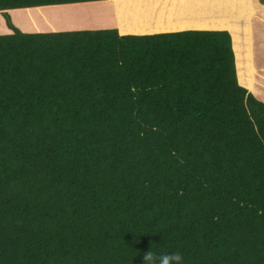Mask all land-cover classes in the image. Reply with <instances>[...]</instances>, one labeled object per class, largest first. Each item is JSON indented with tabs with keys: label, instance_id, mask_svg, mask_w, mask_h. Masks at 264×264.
<instances>
[{
	"label": "trees",
	"instance_id": "1",
	"mask_svg": "<svg viewBox=\"0 0 264 264\" xmlns=\"http://www.w3.org/2000/svg\"><path fill=\"white\" fill-rule=\"evenodd\" d=\"M4 15L0 264H264V101L228 30L23 32Z\"/></svg>",
	"mask_w": 264,
	"mask_h": 264
},
{
	"label": "rangeland",
	"instance_id": "2",
	"mask_svg": "<svg viewBox=\"0 0 264 264\" xmlns=\"http://www.w3.org/2000/svg\"><path fill=\"white\" fill-rule=\"evenodd\" d=\"M244 1L245 0H221V2H214L216 4L215 6L212 0H205V5L200 8L195 7L194 13L195 15H199L202 8L204 9L205 15L220 13V10H224V13L231 14L228 15V26L229 28H232V31L236 30V37L233 32L232 34L234 36L236 55L238 54L236 63L240 74L239 82L241 81L242 84L247 83V86L251 88L253 86V71L251 70L255 65V63H253V53L255 55V66L262 67V69L259 68L258 70L260 74L261 72L264 73V2L252 0V9L250 1L248 0L247 8L243 5ZM145 6H147V4L137 6L134 0H131L130 2L128 0L125 6L123 5V7L120 8L119 13L116 9L118 18L120 21H124L127 24L126 18L124 17L125 12L128 16L132 15L130 17L132 20L130 24H139L140 18L142 17L139 15V10L144 9ZM110 9V5L106 4V2L102 0L9 9L0 12V34L11 32V29L6 23L5 13L9 15L10 20L14 25L24 32H51L62 30L112 28L108 16V10ZM238 10L239 13L244 14V16L232 15ZM252 10L253 13L248 15ZM166 11V18L173 17L177 13L176 3L169 2V7ZM127 15L126 17H128ZM147 18L148 16L144 15L142 22H145ZM175 25L176 24H170L160 29L176 30L181 28L179 26L176 28ZM133 26L136 28L138 27V25ZM184 27H186V25ZM213 28L218 29L219 27L218 25H212V29ZM222 29L227 30L226 27H223ZM130 33L133 32L130 31ZM238 78L239 76L237 75V79ZM250 82L251 84H249ZM248 87L247 89H249Z\"/></svg>",
	"mask_w": 264,
	"mask_h": 264
},
{
	"label": "crops",
	"instance_id": "3",
	"mask_svg": "<svg viewBox=\"0 0 264 264\" xmlns=\"http://www.w3.org/2000/svg\"><path fill=\"white\" fill-rule=\"evenodd\" d=\"M92 1H96V0H92ZM102 1H104V2H106V4L110 5L111 9L108 10V16H109L110 23H111L110 25L112 26V28H116L118 30L119 34H128V32L122 33L120 31V28H119L118 23L116 21L114 8L111 5L112 2L110 3L109 0H102ZM130 1L131 0H129V2ZM134 1L136 2L137 6L147 4V6H145L144 9L139 10V12H140L139 15L142 16L140 18V23L139 24H130L132 21L130 17L132 15L128 16L125 12H124V17L126 18L127 24L124 21L119 20V22L122 25L127 26V27L130 25H138L139 28H146V29L153 28L152 31H147L145 33H136V34H152V33H159V32L180 31V30H187V29H212V25H214L212 23L216 22L217 19L218 20L222 19V20H224V22L226 24L229 25V22H228L229 17H228V15H226L227 13H224V10H220L219 11L220 13L205 15L204 9L201 8L199 15H195V13H194L195 7L200 8L203 5H205V0H134ZM217 1L221 2V0H212L213 3L217 2ZM249 1H250V6L253 9L252 0H249ZM83 2H87V1H83ZM127 2H128V0H117L116 1L115 7L118 10V13L120 11V8H122L123 5L125 6V4ZM169 2H175L176 3L177 13L171 18H166L165 15L167 14L166 10L169 7ZM72 3H77V2H72ZM241 3H242V1H241ZM62 4H69V3H62ZM214 5L216 6L215 3H214ZM45 6H49V5H45ZM34 7H38V6H34ZM152 8H153V10H152ZM0 12H2V11H0ZM252 13H253V10L248 15H251ZM122 14H123V11H122ZM126 15L128 17H126ZM144 15L148 16V18L146 19L145 22H142ZM235 16H244V14L235 15ZM170 24H185L186 27L178 28L179 30L178 29H176V30H162V29H160L161 27H166ZM213 29H215V28H213ZM226 29L229 30V32L232 34V30H231V28H229V26ZM78 30H80V29H78ZM11 32H12V30H11ZM130 34H134V33H130ZM232 37H233V48L235 51L233 34H232ZM251 46H252V44H251ZM237 52H238V50H237ZM252 52H253V50H252ZM235 55H236V51H235ZM237 57H238V54L236 55V59H237ZM254 57H255V55L253 53V63H255V65H256V62L254 61ZM255 65H254L255 71L253 73V86L251 88H249L247 86V83L242 84L241 81H240V83L242 85H244L246 88L248 87L249 88L248 90L250 92H252L258 99L264 101V73L261 72V74H260L258 69L259 68L262 69V67H259V66L257 67ZM237 72H238V76H239V80H240V74H239L238 67H237Z\"/></svg>",
	"mask_w": 264,
	"mask_h": 264
},
{
	"label": "bare ground",
	"instance_id": "4",
	"mask_svg": "<svg viewBox=\"0 0 264 264\" xmlns=\"http://www.w3.org/2000/svg\"><path fill=\"white\" fill-rule=\"evenodd\" d=\"M110 2H112V7L114 8V12H115V16H116V20H117V23L119 24V27L121 28V32L122 33H125V32H128V33H130V31H132L133 33H145V32H147V31H150V30H152L153 28H150V29H146V28H139V27H135V26H133V25H130V26H124V25H121V23L119 22V19H118V14H117V10H116V7L114 6V3H115V1L116 0H109ZM213 24L214 25H218V29H222L223 27H226V28H228V24H226L225 22H224V20H222V19H220V20H217L216 22H213ZM177 26H179V27H184L185 26V24H176L175 25V27L177 28ZM232 27V26H231ZM161 28H163V27H161ZM231 30H232V28H231ZM233 32V34L235 35V37H236V30L235 31H232ZM236 41H237V39H236ZM251 71H253V73H254V71H255V69L254 68H252V70ZM249 84H251V82L249 83Z\"/></svg>",
	"mask_w": 264,
	"mask_h": 264
},
{
	"label": "clouds",
	"instance_id": "5",
	"mask_svg": "<svg viewBox=\"0 0 264 264\" xmlns=\"http://www.w3.org/2000/svg\"><path fill=\"white\" fill-rule=\"evenodd\" d=\"M181 260L182 256L178 253L156 256L153 252L147 251L143 256V264H145V262H147V264H180Z\"/></svg>",
	"mask_w": 264,
	"mask_h": 264
}]
</instances>
